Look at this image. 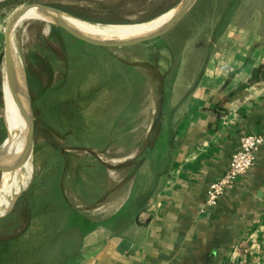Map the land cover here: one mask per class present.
<instances>
[{
  "label": "rangeland",
  "instance_id": "1",
  "mask_svg": "<svg viewBox=\"0 0 264 264\" xmlns=\"http://www.w3.org/2000/svg\"><path fill=\"white\" fill-rule=\"evenodd\" d=\"M205 2L196 0L182 21L161 37L129 47L92 45L42 18L28 20L18 26L13 37L15 46L19 47L18 56L24 66L34 112L33 150L26 151L23 133L17 128L18 122L24 128L30 125L28 104L18 113L4 114V106H12L7 105L5 99L4 79L9 77L6 66H3L5 38L2 40L0 153L4 151V141L13 136L5 144V162L10 181L6 194L15 203L11 210L0 204V216L8 215L0 221V235L23 234L25 239L34 238L33 247L38 240H44L51 234L46 214L34 216L31 205L24 204L20 199L22 196L18 197L19 192L25 189H37L33 195V199L37 200L48 189L58 186L73 205L81 206L80 209L83 208L80 200L82 189H91L95 197L100 192L101 201L98 204L106 201L113 189H128L130 175L140 165L134 159L146 147L136 146L132 140L125 138L122 128L132 123L127 121L129 113L124 112L133 111L131 118H138L135 125L145 126L150 121L153 125L154 121L151 134L154 138L157 129L155 119L162 98V76L166 77L165 89L168 91L176 83L184 62L181 81L177 84L181 89L175 88L182 92L196 80L208 56L211 37L208 32L214 12L210 8L204 11ZM29 3L54 7L63 14L103 23L105 27L120 23L141 27L132 30L106 29L103 35L111 37L162 25L173 14V9L179 8L182 0H0L3 35L14 11ZM164 12L167 13L165 17L162 16ZM159 17L162 18L156 20ZM57 20L61 21L59 17ZM64 20L73 27L83 29L75 21ZM198 23L200 25L197 26ZM87 31L96 30L87 27ZM115 126L119 138L113 144L114 140L110 142L108 134ZM137 137L134 142L141 134ZM52 144L66 149L68 154L57 152ZM3 195H0V201ZM36 230L41 238L34 236ZM25 244L28 245V240Z\"/></svg>",
  "mask_w": 264,
  "mask_h": 264
},
{
  "label": "crops",
  "instance_id": "2",
  "mask_svg": "<svg viewBox=\"0 0 264 264\" xmlns=\"http://www.w3.org/2000/svg\"><path fill=\"white\" fill-rule=\"evenodd\" d=\"M220 1L216 10L223 13L229 0ZM231 11L222 22L221 14H212L202 70L178 92L182 63L167 111V148L144 161L139 187L132 176L128 189H113L100 204L94 194L80 199L97 226L65 264H227L230 256L264 264V144L250 171L217 206L202 210L209 185L227 171L241 136L264 134V0H237ZM216 25L223 28L214 37ZM1 27L0 21V46ZM124 113L134 124L122 128L125 138L144 145L151 121L135 125L133 111ZM109 134L116 144V126Z\"/></svg>",
  "mask_w": 264,
  "mask_h": 264
},
{
  "label": "trees",
  "instance_id": "3",
  "mask_svg": "<svg viewBox=\"0 0 264 264\" xmlns=\"http://www.w3.org/2000/svg\"><path fill=\"white\" fill-rule=\"evenodd\" d=\"M204 1H206L204 11L207 12L211 9L210 11L215 12L217 15L221 14L222 16H218L220 22L225 21V19H229L232 16L231 9L237 2V0H229L226 11L222 13L216 10L220 0ZM204 15H206V13H204ZM198 25H200V23H198L197 26ZM219 25H216L214 37L218 35L217 31L223 28L217 27ZM142 80H144L143 76ZM161 87L162 98L158 112L159 114L155 119L157 129L154 133V138H151L152 129L154 128L153 121L149 138L144 144L146 149L141 155L134 159V162L140 165L130 175V177L138 176L135 181L136 188H138L141 183L139 170L144 161L151 156L155 157L157 151L159 152L157 155L163 156L167 148L165 141H167L169 135H171V129L169 128L171 118H169L167 111L170 107V89L172 88L166 91L165 75L162 76ZM53 147L62 155L68 154L66 149H59L55 144ZM82 190L83 197H88L90 194H94L91 189ZM36 191L37 189H27L21 195L22 197L20 199L24 204L27 203L31 205L30 210L33 212L34 216L38 217L41 213L46 214V218H49V221L47 222H50L49 226H51V234L44 240L36 241L37 244L35 243L33 247H31V244L33 243L34 238L28 237L25 239L23 238V234L10 235V233H6L5 235H0V264H65L79 252L84 236L97 226V223L90 216L69 201V198L62 188L53 186L43 193L37 200L33 199V195L36 194ZM96 195L100 198L101 193L98 192ZM7 216L0 217V221ZM33 234L35 237L38 236L41 238L37 233V230L34 231ZM27 240L28 245L25 244V241ZM29 247L31 249H29Z\"/></svg>",
  "mask_w": 264,
  "mask_h": 264
},
{
  "label": "bare ground",
  "instance_id": "4",
  "mask_svg": "<svg viewBox=\"0 0 264 264\" xmlns=\"http://www.w3.org/2000/svg\"><path fill=\"white\" fill-rule=\"evenodd\" d=\"M173 10H174L173 14L160 26H157L155 28L143 29L140 31H136L135 33H131V34H122V35H115V36L110 37V36L103 35L104 31L106 29H108V30H132V29H138L141 27H135V26H139V25L138 24H130V23H120V24H114L113 27H105L106 24L90 22V21H87V20H84V19H81L78 17H73V16H69V15L60 13V12L55 11V10L50 9V8L45 9V8L31 7L24 14V16H22L21 19L18 21L16 29L18 26L22 25L23 22L28 21V20H32V19L33 20L38 19V18L45 19L49 23L55 24L57 17H59L61 19V21L64 22L66 25L70 26L71 28L75 29L78 32H81V33L88 35L90 37H93V38H101V39H118V38L129 39L130 38L131 39V38H137V37L144 36L148 33H151L153 31L159 29L161 26H163L168 21H170V19L178 11V9H176V8H174ZM162 14H163L162 15L163 17L167 16V13H165V12ZM64 18L77 22L79 24V26L83 29L69 25V23L66 22L64 20ZM161 18L162 17H159L156 20H160ZM87 27L95 29L99 34H97L96 31H94V32L87 31ZM144 28H146V27H144ZM84 29H86V30H84ZM16 45H18V44H16ZM12 48H13V52H14L16 62H17L18 78L20 81V87H19L20 91H19V93H17V91L13 87L12 82L10 81V78L4 79V92H5V97H6L5 98L6 104L9 106H12V107L4 106V114L5 115L9 114V113H12V114L18 113L21 108H23L25 105L28 104V95H27V90H26L27 85H26V76L24 73V66H22V64L20 63L21 60L19 59V56H18L19 54H18V50H17L19 47L15 46L14 37H12ZM3 66H6V64L4 63ZM24 94H25V97L23 98ZM21 99H22V101L19 103V101ZM17 128L20 131V133H23L24 127L19 122L17 123ZM12 138H13V136H10L6 141H4V146H3L4 151H2L0 153V181H1L0 195L2 196V194H4L1 201H0V204L3 208H7L9 210L13 209L12 207H14V203H13L12 199L10 198V196L8 194H6V187L8 186V183L10 181L8 178V171H7V166H6V162H5V159H6L5 157H6V152H7V147L5 146V144L8 140H10ZM23 141H24V139H23ZM24 145H25V141H24Z\"/></svg>",
  "mask_w": 264,
  "mask_h": 264
},
{
  "label": "water",
  "instance_id": "5",
  "mask_svg": "<svg viewBox=\"0 0 264 264\" xmlns=\"http://www.w3.org/2000/svg\"><path fill=\"white\" fill-rule=\"evenodd\" d=\"M196 0H182V3L179 5L177 13L168 21L166 24L161 26L159 29L148 33L144 36L132 38V39H122V40H99L93 37H90L88 35H85L81 32L76 31L75 29L71 28L70 26L66 25L64 22L60 20H56L55 24L58 25L63 31L67 32L70 35H73L75 38L80 39L86 43L101 46V47H107V48H121V47H129L133 45H138L141 43H145L148 41H152L154 39H157L161 37L162 35L169 32L173 27H175L182 19L189 13L191 8L193 7ZM31 7H38V8H50L55 11H58L62 13L60 9L46 6L40 3H29L25 6H21L20 8L16 9L11 16L9 22L7 23L6 29H5V51H4V59L6 64V70L8 77L10 78V81L13 84V87L19 93V87H20V81L18 78V69H17V62L16 58L13 52L12 48V37L13 33L16 29V26L18 24V21L21 19L22 16L30 9ZM27 90V89H26ZM28 95V90H27ZM31 122L28 127H25L23 129V137L26 145V151L27 150H33L35 145L34 140V112L32 109V104L30 101V97L28 95V106H27ZM34 173V172H33ZM33 178V177H32ZM32 182V180H31ZM29 183V185L31 184ZM28 185V186H29ZM23 190L19 192L18 197L21 196L24 192ZM18 199V198H17ZM16 199V200H17ZM15 203V202H14ZM4 215H1L0 217H3Z\"/></svg>",
  "mask_w": 264,
  "mask_h": 264
},
{
  "label": "built area",
  "instance_id": "6",
  "mask_svg": "<svg viewBox=\"0 0 264 264\" xmlns=\"http://www.w3.org/2000/svg\"><path fill=\"white\" fill-rule=\"evenodd\" d=\"M263 144L262 133L248 131L241 136L237 149L231 155L227 171L209 185L203 211L217 206L222 196L234 187L238 178L250 171L255 163L256 154ZM238 247V244L234 246L233 253L237 252ZM227 264L253 263L230 256Z\"/></svg>",
  "mask_w": 264,
  "mask_h": 264
}]
</instances>
